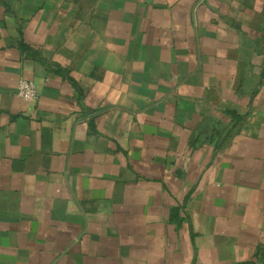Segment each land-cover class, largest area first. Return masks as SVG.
<instances>
[{
  "label": "crops",
  "instance_id": "0c3cea01",
  "mask_svg": "<svg viewBox=\"0 0 264 264\" xmlns=\"http://www.w3.org/2000/svg\"><path fill=\"white\" fill-rule=\"evenodd\" d=\"M0 264H264V0H0Z\"/></svg>",
  "mask_w": 264,
  "mask_h": 264
},
{
  "label": "built area",
  "instance_id": "2783aa9c",
  "mask_svg": "<svg viewBox=\"0 0 264 264\" xmlns=\"http://www.w3.org/2000/svg\"><path fill=\"white\" fill-rule=\"evenodd\" d=\"M18 93L24 100L28 101H34L38 97L35 83L28 79L20 80L18 85Z\"/></svg>",
  "mask_w": 264,
  "mask_h": 264
}]
</instances>
